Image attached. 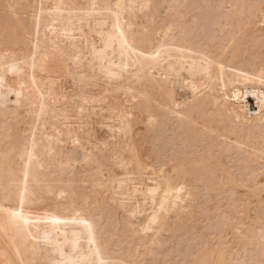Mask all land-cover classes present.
I'll return each instance as SVG.
<instances>
[{
	"label": "bare ground",
	"instance_id": "bare-ground-1",
	"mask_svg": "<svg viewBox=\"0 0 264 264\" xmlns=\"http://www.w3.org/2000/svg\"><path fill=\"white\" fill-rule=\"evenodd\" d=\"M0 264H264V0H0Z\"/></svg>",
	"mask_w": 264,
	"mask_h": 264
}]
</instances>
